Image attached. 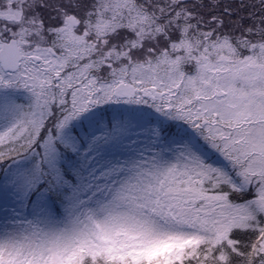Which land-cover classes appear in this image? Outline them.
<instances>
[{
    "label": "snow or ice",
    "instance_id": "6c2138e0",
    "mask_svg": "<svg viewBox=\"0 0 264 264\" xmlns=\"http://www.w3.org/2000/svg\"><path fill=\"white\" fill-rule=\"evenodd\" d=\"M0 264H264V0H0Z\"/></svg>",
    "mask_w": 264,
    "mask_h": 264
}]
</instances>
